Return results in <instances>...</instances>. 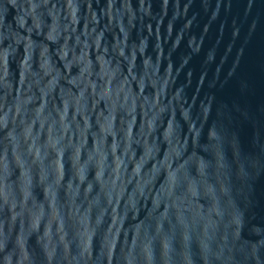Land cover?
<instances>
[{
  "label": "water",
  "instance_id": "95a60500",
  "mask_svg": "<svg viewBox=\"0 0 264 264\" xmlns=\"http://www.w3.org/2000/svg\"><path fill=\"white\" fill-rule=\"evenodd\" d=\"M52 2L57 3V8L62 13V4L58 0ZM123 2L124 0H115L110 22L107 15L108 0H90L97 22L93 24L91 13L85 17L82 9L75 33H71V28L69 29V47L79 54L85 41V36L81 33L87 23V29L91 32L87 40L88 51L94 68L96 57L106 53L105 59L111 60V66L120 70L121 79L127 77L125 87L131 86L133 95L138 96L133 137L139 136L141 144L144 139L141 135V106L147 112L152 101L159 96L160 103L168 108L165 115L171 113L176 117L173 143L177 148L183 146L181 159L201 157L209 162L212 174L215 172L216 154L219 152L225 165L223 171L230 190L231 209L241 216V225L238 228L231 222V217H225L213 244L214 249L222 253L221 260L214 264H264V0H127L132 10L131 22L128 13L120 15ZM39 3L40 0H32V8H36L37 15L42 11L37 8ZM32 8L27 9L30 14L21 19L23 12L18 7L10 6L9 0H0V40L6 31L17 32V53L21 57L26 44L36 50L37 57L57 47L53 45L54 35L50 30L52 16H39L41 30L37 31L31 15ZM118 19L123 31L117 28ZM61 21L63 23V15ZM101 33L102 38L97 48L94 40ZM76 37H79L80 44L76 43ZM120 46L124 49L123 57L116 54ZM2 48L0 46V55L3 54ZM139 48L144 50L143 56ZM133 55L135 64L131 67L132 75H129V61ZM145 59L151 65L148 76L155 83H150L145 78L144 90L140 92L138 85L144 75ZM152 68L157 70L155 76L152 75ZM61 74L63 75V68ZM77 74L78 69L74 66L71 75ZM9 87L11 92L8 95L14 97L19 91L23 94L24 86L21 85L19 71ZM5 91L0 86V103L6 99ZM72 91L74 93L75 89ZM57 93L49 98V109L52 103L59 105ZM102 110L103 105H100L93 111V121ZM4 111L7 109H0V138L6 131ZM15 111L13 106V115ZM180 115L184 120L189 118L188 122L184 123ZM21 119L25 120V124L32 119L30 109L21 107L15 125L11 124L9 113V127L15 130L20 142L19 154L23 159L26 145L20 138ZM77 120L79 121V117ZM209 128L215 129L219 137L215 146L207 140ZM192 129L200 130L198 138L194 139ZM37 131L38 125H35L31 141L34 146L42 147V134L41 139L37 140ZM143 132L147 133V129L144 128ZM147 139L152 143L153 136L148 135ZM91 143L89 133V146ZM178 162L174 161V166ZM64 163L65 178L61 188L70 176L67 157ZM44 167L45 175L49 176L47 162ZM10 172V177L5 178L0 171V186L7 196V202L0 198V264H5L6 255H12L13 264H16V252L20 254L19 264H28L24 252L29 253L31 260L33 250L37 256V264H48L51 252H43L40 246L48 238L50 228L55 249L52 264H103L106 249L101 248L105 244L118 239L115 252L118 258L122 245L130 243L135 235L137 224L143 227L151 222L155 189L153 193L145 190L143 196L137 194L136 206L131 200L127 203L126 193L118 205L114 200L113 205L108 208L105 225H101L100 230L103 231L104 239L98 238L97 225L101 221L94 217L92 226L82 236H75L73 230L66 227L64 243L67 246L61 245L55 237V214H50L47 206L51 193H45L44 200L38 199L39 193L33 191L35 180L33 179L28 189L25 177V193L29 190L32 195L28 203L23 205L20 203V182L16 179L15 168L11 167ZM34 175V172L30 174L32 177ZM50 187L55 191L54 184L50 183ZM95 191L94 188L89 200L96 195ZM61 196L55 201L56 218L64 224L69 208ZM87 203L81 186L74 209L79 208L81 219L85 223L88 221V212L85 211ZM100 203L103 205L102 199ZM96 212L97 209L93 208V216ZM81 253L84 255L81 256ZM174 257L173 248L170 252V264ZM113 264H117L115 257ZM194 264H200L195 250Z\"/></svg>",
  "mask_w": 264,
  "mask_h": 264
},
{
  "label": "clouds",
  "instance_id": "9594fccd",
  "mask_svg": "<svg viewBox=\"0 0 264 264\" xmlns=\"http://www.w3.org/2000/svg\"><path fill=\"white\" fill-rule=\"evenodd\" d=\"M58 2L62 4V13L58 10L57 3L52 0H40L37 8L42 11L37 15L36 8H32V0H20L19 3L17 0H9L10 6L18 7L20 12H23L21 19H25L30 14L27 9L32 8L31 15L37 31L41 30L39 16H52L50 30L54 35L53 45L57 46L56 48L37 57L36 50L26 44L21 57L17 53V32L6 31L0 40V46H3V54L0 55V86L6 90V99L0 103V109H7L3 113L6 131L0 138V171L8 178L11 175L10 168H15L16 179L20 182V203L26 205L32 195L29 190L25 193V177L28 180V189L33 179L35 180L33 191L39 193L38 199L44 200V194L50 192L51 199L47 200V206L50 214H55V237L59 244L67 246L64 243L66 227H70L75 236H82L92 226L94 217H98L101 221V224L97 225L98 238L104 239L103 231H100L101 225H105L108 208L113 205L114 200L118 205L127 193V203L131 200L136 206L137 194L143 196L145 190L153 193L155 189L151 222L143 227L137 224L135 235L130 243L122 245L118 258L115 256L118 239L105 244L101 248L106 249L103 264L105 261L106 264H113L114 257L117 264H170V252L173 248L175 257L171 264H194V250L198 253L200 264H214L220 261L222 253L213 247L217 232L226 216L231 217V222L239 228L241 216L231 209L230 190L223 171L225 165L219 152L216 154L215 172L212 174L209 171V162L201 157L181 159L183 146L177 148L173 143L176 117L171 113L165 115L168 108L160 103L159 96L152 101L147 112H144L141 106L143 143L141 144L139 136L134 138L138 96L133 95L131 86L125 87L128 83L127 77L121 79L120 70L111 66V60L105 59L106 53L96 57L94 68L88 51L87 40L91 32L87 29V23L81 33L85 36V41L79 54L77 55L74 48L68 44L71 38L69 29L71 28V33H75L81 20L82 9L85 17L91 13L93 24L97 22L96 15L91 10L90 0ZM114 2L115 0H108L107 4L110 22ZM124 13H128L131 22L132 10L127 0L122 3L120 15L123 16ZM117 28L123 31L119 19ZM101 38L102 33L95 37L94 44L97 48ZM76 43L80 44L79 37H76ZM139 51L143 56L144 50L139 48ZM116 54L124 56L123 46L119 47ZM134 64L133 55L129 61V75H132L131 67ZM143 65L144 75L138 85L140 92L144 90L145 78H148L150 83H155L148 76L151 67L149 60H143ZM74 66L78 69V74L73 76L71 73ZM17 71L24 92L22 94L19 91L12 97L8 95L11 92L9 85L15 80ZM151 71L155 76L157 70L152 68ZM132 78L135 79V76ZM72 89H75L74 93ZM53 93L59 96V105L52 103L49 109V98ZM100 105H103V110L93 121V111ZM13 106L16 108L14 115ZM22 106L26 110L30 109L32 117L27 124L23 119L19 121L20 138L26 145L23 159L19 154L20 142L15 130L9 127V113L11 124L15 125ZM180 118L184 123L189 120H184L181 115ZM35 125H38L37 140L41 139L42 134V147L34 146L31 141ZM144 128L147 133L143 132ZM199 131L193 130L194 139L198 138ZM89 133L91 146L88 144ZM148 135L153 136L152 143L148 142ZM207 140L213 146L219 142L215 129L207 130ZM65 157L70 176L61 188L65 178ZM174 161L179 162L174 166ZM45 162L49 176L45 175ZM33 172L34 177L30 176ZM46 181L55 185V191H52L50 183ZM81 186L84 200L88 201V207L85 209L88 212L87 223L81 219L79 208L74 209ZM94 188L96 195L89 200ZM58 196L63 197L69 208L64 224L56 218L55 201ZM0 198L7 202L2 186ZM101 199L103 205L100 203ZM93 208L97 209L95 216ZM51 230L52 228L49 229L48 238L42 241L40 246L43 252H51L48 264H52L55 252ZM19 255L16 252V264H19ZM83 255L81 253V256ZM24 258L28 264H37L34 250L31 260L27 251L24 252ZM5 264H13L12 255L5 256Z\"/></svg>",
  "mask_w": 264,
  "mask_h": 264
}]
</instances>
